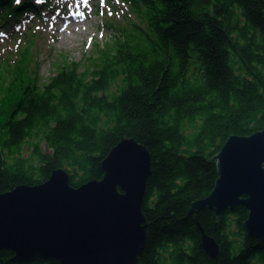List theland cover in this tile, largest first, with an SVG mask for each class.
Returning a JSON list of instances; mask_svg holds the SVG:
<instances>
[{"label":"trees","instance_id":"obj_1","mask_svg":"<svg viewBox=\"0 0 264 264\" xmlns=\"http://www.w3.org/2000/svg\"><path fill=\"white\" fill-rule=\"evenodd\" d=\"M121 1L123 19L105 23L115 36L96 45L83 70L64 60L40 85L34 45L14 67L0 65V194L43 184L58 169L76 188L101 180L111 150L134 138L152 156L139 264H264V241L244 226L248 211L191 212L215 189L211 160L226 141L264 128V0ZM42 3L39 10L34 0H0V26L30 10L42 18L54 7ZM191 124L192 137L185 132ZM199 224L220 244L216 259ZM13 257L0 250V264H16Z\"/></svg>","mask_w":264,"mask_h":264},{"label":"water","instance_id":"obj_2","mask_svg":"<svg viewBox=\"0 0 264 264\" xmlns=\"http://www.w3.org/2000/svg\"><path fill=\"white\" fill-rule=\"evenodd\" d=\"M211 162L218 169L215 189L191 212L209 209L222 218L243 208L247 233L264 241V128L231 136ZM102 167L103 179L78 188L67 170L58 169L43 184L0 194V250L12 251L16 264H139L147 245L152 156L136 139L124 138ZM199 229L204 249L216 259L220 244Z\"/></svg>","mask_w":264,"mask_h":264},{"label":"rangeland","instance_id":"obj_3","mask_svg":"<svg viewBox=\"0 0 264 264\" xmlns=\"http://www.w3.org/2000/svg\"><path fill=\"white\" fill-rule=\"evenodd\" d=\"M34 1L43 5L42 0ZM52 3L54 8L45 10L40 19L30 12L9 29L0 26V65L14 67L22 58L21 52L34 45L31 69L39 74L40 85L49 83L58 74V65L64 60L80 62V70L88 66L96 45L105 46L115 36L105 23L121 21L127 13L120 0H52ZM3 97L5 93L0 95V105ZM195 131L192 124L185 130L191 137ZM34 139L36 142L39 138ZM29 143L24 147L25 158L31 156ZM41 148L46 153L52 152L42 141Z\"/></svg>","mask_w":264,"mask_h":264},{"label":"snow or ice","instance_id":"obj_4","mask_svg":"<svg viewBox=\"0 0 264 264\" xmlns=\"http://www.w3.org/2000/svg\"><path fill=\"white\" fill-rule=\"evenodd\" d=\"M20 2V0H17V3H19Z\"/></svg>","mask_w":264,"mask_h":264}]
</instances>
